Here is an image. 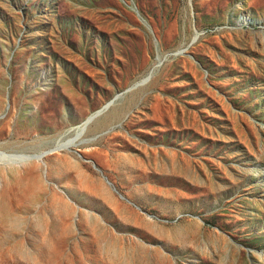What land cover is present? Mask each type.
I'll list each match as a JSON object with an SVG mask.
<instances>
[{"label": "rangeland", "instance_id": "374dc122", "mask_svg": "<svg viewBox=\"0 0 264 264\" xmlns=\"http://www.w3.org/2000/svg\"><path fill=\"white\" fill-rule=\"evenodd\" d=\"M0 264H264V0H0Z\"/></svg>", "mask_w": 264, "mask_h": 264}]
</instances>
